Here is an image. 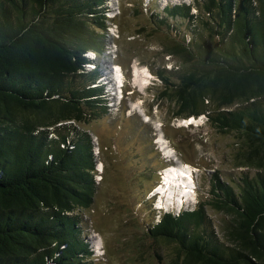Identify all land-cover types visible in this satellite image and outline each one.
<instances>
[{
	"label": "trees",
	"instance_id": "16d2710c",
	"mask_svg": "<svg viewBox=\"0 0 264 264\" xmlns=\"http://www.w3.org/2000/svg\"><path fill=\"white\" fill-rule=\"evenodd\" d=\"M194 6L198 7L199 1ZM107 0H0V264H87L81 217L97 189L94 140L78 124L107 113L88 53L105 48ZM210 37L164 44L184 64L177 82L160 75L174 117L206 115L237 132V158L259 171L236 188L219 178L214 199L169 212L150 236L175 245L171 264H264V0H206ZM191 5L169 17L199 21ZM83 79L74 85V77ZM237 189V190H235ZM233 216L234 247L212 242L206 205Z\"/></svg>",
	"mask_w": 264,
	"mask_h": 264
},
{
	"label": "rangeland",
	"instance_id": "374dc122",
	"mask_svg": "<svg viewBox=\"0 0 264 264\" xmlns=\"http://www.w3.org/2000/svg\"><path fill=\"white\" fill-rule=\"evenodd\" d=\"M195 1L107 0L111 13H107L105 48L100 54H88L94 62L85 69L86 73L97 71L96 82L103 89L102 105L107 113L76 124L93 136L97 163L93 205L76 213L82 219V237L93 252L87 264H171L175 245L148 233L165 211L156 203L153 206L154 194L164 189L167 200L172 201L185 193L179 197L164 184L159 190L161 179L172 183L164 179L167 166L174 163L193 172L195 192L186 195L181 212L213 200L216 178L236 188L242 176L253 177L259 171L237 158L245 149L240 134L219 132L206 115L194 116L197 121L203 118L196 125L178 126L193 117H174V101L161 96L165 85L160 75L177 82L184 72V64L165 52L166 44L182 38L189 41L194 36L198 41L206 40L205 44L217 41L204 25L209 21L216 26L217 15L214 19L205 12L206 0H198V7ZM183 4L193 7L199 21L192 24L181 17H169L167 24L159 22L166 17L165 8ZM137 73L144 80L138 82ZM73 80L76 86L84 82L78 76ZM122 83L124 98L119 104L116 86ZM174 180L181 190L180 185H186L183 173ZM205 210L211 241L234 247L228 231L233 216L209 204Z\"/></svg>",
	"mask_w": 264,
	"mask_h": 264
},
{
	"label": "bare ground",
	"instance_id": "6f19581e",
	"mask_svg": "<svg viewBox=\"0 0 264 264\" xmlns=\"http://www.w3.org/2000/svg\"><path fill=\"white\" fill-rule=\"evenodd\" d=\"M137 75L138 76H136L137 77V80H138V82H140V81H142V80H144V79H142L140 76H139V73H137ZM120 81L118 80V83H119ZM107 85V84H106ZM158 142V141H157ZM176 161H177V159L176 158H174ZM174 164V163H173ZM173 164H171L170 166H167V168H166V171L164 172V173H166V175H165V177H164V179L166 178V180L167 181H169V182H172L171 184L170 183H166L165 184V189H169V190H171V191H174L177 195H179V197L182 195V193L185 191V193H183V195H187L188 194V187H187V184H188V180H189V175L188 174H190V172L188 171L189 169H186V168H184V167H176V166H173ZM182 165H185V164H182ZM185 172V173H184ZM180 173H183V177H184V179H185V184L186 185H183V184H181L180 186L182 187V190L180 189V188H177V186L180 184V183H177L176 182V180H174V179H176V178H178V177H180ZM174 180V181H173ZM182 181V180H181ZM162 184H164V183H162ZM161 184V185H162ZM161 185H160V187H159V190L160 189H162V187H161ZM186 186L187 188L186 189H183V186ZM162 191H164V189L162 190ZM166 196V195H165ZM177 199V202H176V204H175V206H176V208H182V201H181V199L179 200L178 199V197L177 198H175L174 200H172V201H175ZM166 200H167V196H166ZM167 201H169V200H167Z\"/></svg>",
	"mask_w": 264,
	"mask_h": 264
},
{
	"label": "snow or ice",
	"instance_id": "6c2138e0",
	"mask_svg": "<svg viewBox=\"0 0 264 264\" xmlns=\"http://www.w3.org/2000/svg\"><path fill=\"white\" fill-rule=\"evenodd\" d=\"M202 120H203V118H201L200 121H197V120H194V119H190L189 121L181 122V124L178 125V126H187L188 124H194V125H196V124H198L199 122H202ZM169 154H171V152H169ZM188 175H189V179H190V174H188Z\"/></svg>",
	"mask_w": 264,
	"mask_h": 264
},
{
	"label": "clouds",
	"instance_id": "9594fccd",
	"mask_svg": "<svg viewBox=\"0 0 264 264\" xmlns=\"http://www.w3.org/2000/svg\"><path fill=\"white\" fill-rule=\"evenodd\" d=\"M93 61V60H92ZM94 62V61H93ZM92 62V63H93ZM122 92H123V90H122ZM122 92H121V94L119 95V97H117V99H118V101H119V104L121 103V101H122V99L124 98V94H122ZM194 185V187H195V183L193 184ZM169 209V208H168ZM165 210L164 212H162V213H169L170 212V209L169 210ZM172 212H174V213H176L175 212V210L174 211H172ZM171 212V213H172ZM161 213V212H160ZM162 215V214H161Z\"/></svg>",
	"mask_w": 264,
	"mask_h": 264
}]
</instances>
